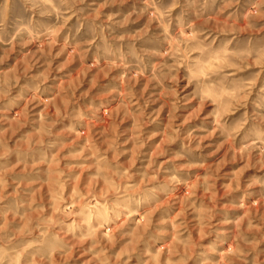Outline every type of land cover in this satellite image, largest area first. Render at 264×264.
Returning a JSON list of instances; mask_svg holds the SVG:
<instances>
[{"label":"rangeland","instance_id":"1","mask_svg":"<svg viewBox=\"0 0 264 264\" xmlns=\"http://www.w3.org/2000/svg\"><path fill=\"white\" fill-rule=\"evenodd\" d=\"M0 264H264V0H0Z\"/></svg>","mask_w":264,"mask_h":264}]
</instances>
